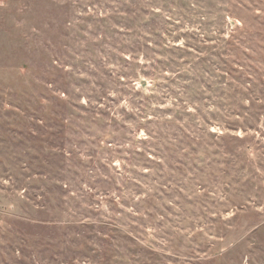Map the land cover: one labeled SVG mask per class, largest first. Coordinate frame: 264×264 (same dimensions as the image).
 Returning a JSON list of instances; mask_svg holds the SVG:
<instances>
[{
	"label": "rangeland",
	"instance_id": "374dc122",
	"mask_svg": "<svg viewBox=\"0 0 264 264\" xmlns=\"http://www.w3.org/2000/svg\"><path fill=\"white\" fill-rule=\"evenodd\" d=\"M0 264H264V0H0Z\"/></svg>",
	"mask_w": 264,
	"mask_h": 264
}]
</instances>
